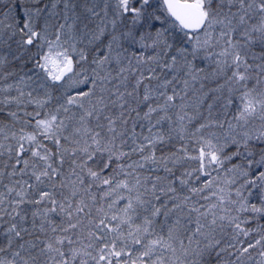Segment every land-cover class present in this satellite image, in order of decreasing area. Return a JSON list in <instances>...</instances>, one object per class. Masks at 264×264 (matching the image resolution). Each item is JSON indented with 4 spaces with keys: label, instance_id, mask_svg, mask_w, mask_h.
<instances>
[{
    "label": "snow or ice",
    "instance_id": "snow-or-ice-1",
    "mask_svg": "<svg viewBox=\"0 0 264 264\" xmlns=\"http://www.w3.org/2000/svg\"><path fill=\"white\" fill-rule=\"evenodd\" d=\"M0 264H264V0H0Z\"/></svg>",
    "mask_w": 264,
    "mask_h": 264
}]
</instances>
